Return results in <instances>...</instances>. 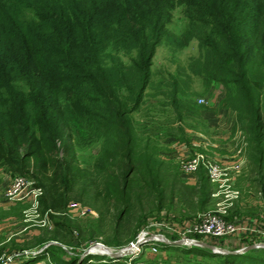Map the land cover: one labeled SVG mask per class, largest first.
<instances>
[{"label": "trees", "instance_id": "16d2710c", "mask_svg": "<svg viewBox=\"0 0 264 264\" xmlns=\"http://www.w3.org/2000/svg\"><path fill=\"white\" fill-rule=\"evenodd\" d=\"M3 6L10 8L4 2L1 13ZM24 6L33 12L29 21L0 24V172L34 180L43 210L64 213L70 201L98 202L99 219L102 208H113L119 224L142 209L147 192L152 213L161 211L162 186L174 189L181 171L170 166L178 171L166 175L158 142L139 133L131 114L155 102L170 107L176 121L191 120L194 78L224 87V104L245 123V181L264 199V0H25ZM177 8L179 36L169 27ZM192 40L198 53L186 66L154 70L158 46ZM86 144L100 147L91 164L81 151ZM206 183L201 175L202 204ZM234 206L235 216L244 215L245 206ZM137 216L139 227L147 216ZM54 225L56 238L69 232L60 220ZM193 252L205 260L195 264H264L252 251Z\"/></svg>", "mask_w": 264, "mask_h": 264}, {"label": "rangeland", "instance_id": "374dc122", "mask_svg": "<svg viewBox=\"0 0 264 264\" xmlns=\"http://www.w3.org/2000/svg\"><path fill=\"white\" fill-rule=\"evenodd\" d=\"M4 2H7L10 8L8 10L6 6H3L6 12H0V24H19L24 21H29L33 17L32 10L24 6L25 0H0V11L1 5ZM183 24L181 9L177 8L173 12V20L169 25L170 30L175 33V36H179L183 30ZM175 41L176 43H181L180 39H175ZM197 53V42L195 40L177 48L170 44H162L157 47L154 55V70L166 69L174 73L179 66H186L189 57L196 56ZM189 95V102L194 105L193 107L197 111L195 117L189 121H176L170 107L163 110L155 102H151L150 105L145 106L142 112L132 113L131 120L136 123L140 134L149 135L153 140L158 142L159 158L162 164H164L163 167L167 169L166 175H170L171 179L174 178V173L178 169L174 171L170 169V166L179 168L182 159H190L197 153H203L218 163L221 162L220 164L222 166L237 161V163L241 164L240 171L237 174L238 176L235 173H229L228 175V177L233 179L236 178L231 187H220L208 182L207 175L203 169L194 177L182 176L181 174L175 180L176 185L174 189L171 187V183H167V185L163 184L161 211L152 213L156 211L153 208L154 198L153 195L151 196L146 192L142 200V209H136L132 218L128 220L124 219L119 224H117L119 220L113 208L109 209V212H106L102 208L105 216L99 219L98 209H100V204L98 202L96 203V207H90L80 202L75 204V201H70L64 213L57 212L54 209L43 210L40 203L42 213L50 211L48 212V218L52 228L47 226L30 227L29 230L37 234L36 236L33 235L34 237L25 240L26 242L24 241L25 243H23L22 248H19L15 243H7L0 246V255H6L17 249L23 250L24 248L34 245L40 246L42 244V249L48 247L51 252V249L54 248L53 252L50 255H46L44 250H41L35 260L32 259V261L25 264H68L65 261L70 259L73 261L71 264L203 263L205 260L202 254L194 253L193 251L197 248L204 251L208 249L194 245L172 244L171 242H175L180 238L172 229L175 227H179L180 229L183 225L192 223L198 215L215 212L219 208L222 209L225 205L226 197L224 194L227 189H236L239 195L237 199L235 197L232 198L233 203L231 206H226L228 208L225 209L226 212L223 214L225 219L234 220L259 217L261 222L264 223L263 196L256 193L255 188L253 186L250 187L248 181H245L247 180L246 176L249 175L245 164L247 149L250 145L248 142V134L244 129L245 123L239 119V115L235 111L224 104L223 101L226 99L224 87L217 83L206 85L203 80L194 78L190 85ZM147 108L150 110V118H148V113L145 112ZM81 151H83L84 158L88 162L90 161L89 164H91L92 159L100 151V147L98 145L91 147L90 144H86ZM233 155H235V158L232 159L231 156ZM90 157L92 159H89ZM17 175L20 174L0 172V193L10 178ZM201 175L206 178L207 182L206 195L203 197L205 200L204 204L200 202V195H198V181ZM192 189H195V191L193 192ZM250 198H257V201L254 200V203L249 201L246 206L245 203ZM85 201L89 200L85 199ZM235 204L245 206L241 210L244 215L235 216ZM26 207L25 204L18 206L17 211H19L20 215H18L19 220L15 219V221L23 222L21 219L23 218V210ZM4 211L0 208V214L5 215L6 212ZM141 211L147 217L138 227L135 226V217ZM55 220L66 223L69 232L66 233L65 230H61V235L56 238ZM4 223L8 224L7 220ZM23 224L25 225L26 223L23 222ZM132 234L134 235L133 238H131ZM144 235L147 239L163 235L164 239L170 243L147 240L139 247L134 246L132 248L134 251L130 254L120 256H110L107 254L108 252L120 253L126 247L134 245L136 240H138V236L143 238ZM61 236H65V239H62ZM187 237L189 239H196L197 241L202 240L209 244L206 239L194 233L189 234ZM2 240L0 237V242ZM243 245V243L231 244L227 247V250H239ZM2 247L9 249L4 252ZM88 250H90V253H85ZM185 252H189V254L187 255ZM252 252L264 258V249H253ZM209 253L224 255L211 251ZM29 255L32 258L34 254L30 253ZM55 255H60L63 257V260L60 258L54 259Z\"/></svg>", "mask_w": 264, "mask_h": 264}, {"label": "built area", "instance_id": "2783aa9c", "mask_svg": "<svg viewBox=\"0 0 264 264\" xmlns=\"http://www.w3.org/2000/svg\"><path fill=\"white\" fill-rule=\"evenodd\" d=\"M237 162L227 163L226 166H222L221 162L218 163L203 153H197L193 158L182 159L179 170L182 176L194 177L203 169L207 175L208 182L220 187H231L236 178L233 179L228 177V175L229 173H235L236 175L239 173L241 164ZM42 194V188L37 186L34 181L23 175H17L10 178L3 188V191L0 193V203L6 206L17 203L25 204L27 207L23 210V222L28 227L47 226L52 228L48 218V212L50 211L42 213L40 210V198ZM224 195L226 201L222 209L219 208L215 212L198 215L192 223H187L180 229L179 227H175L172 231L179 235V239H189L187 236L191 233L203 237L209 242V245L215 248L213 249L214 253L227 250V247L231 244L236 245L238 243L244 244L240 249L251 245L259 247L258 249H264V223L261 222L259 217L234 220L225 219L223 215L226 212L225 209L232 205V198H238L239 192L236 189H227ZM143 238H146L145 235ZM143 238L138 236V240ZM161 240L156 239L153 241L165 242L163 238ZM201 242L203 241L201 240ZM37 251L40 252L41 250L38 249ZM25 256H27V251L15 250L6 255H0V264H20L24 261L23 257Z\"/></svg>", "mask_w": 264, "mask_h": 264}, {"label": "crops", "instance_id": "0c3cea01", "mask_svg": "<svg viewBox=\"0 0 264 264\" xmlns=\"http://www.w3.org/2000/svg\"><path fill=\"white\" fill-rule=\"evenodd\" d=\"M231 158L232 159L235 158V155L231 156ZM20 205H22V203L7 205V206L0 204V208L5 210L4 212H6L5 215L0 214V237L3 239L2 242H0V246H3L7 243H11V244L15 243L17 244L19 248H22L23 243L26 242L25 240H28L29 238H32L37 235L33 231L29 230L30 227H28L26 224L24 225L23 222L15 221V219L19 220L18 215L20 214H19V211H17V208ZM5 220H7L8 224L4 223ZM21 220L23 221V218ZM7 247H2L3 248L2 250L4 252L7 251L9 249ZM42 248H43L42 244L40 246L34 245L28 248H24L23 250L27 251V256L25 257L24 261H22V263L25 264V263L32 261V259L35 260V258H37V254L39 253V251L37 250L38 249L42 250ZM17 250H20V249H17ZM30 253L34 254L32 258L29 257Z\"/></svg>", "mask_w": 264, "mask_h": 264}, {"label": "water", "instance_id": "95a60500", "mask_svg": "<svg viewBox=\"0 0 264 264\" xmlns=\"http://www.w3.org/2000/svg\"><path fill=\"white\" fill-rule=\"evenodd\" d=\"M161 237L164 239V237L161 235ZM162 238H157L159 239L160 241H162L161 239ZM147 240H156L152 237L150 238H143V239H140V240H137L134 245H130L128 247H126L125 249H123L120 253H107L108 255L110 256H120V255H127V254H130L134 251V249H132L133 246H137L139 247L143 242H146ZM165 240V239H164ZM165 242H168L170 243L169 241H166ZM172 244H175V245H194V246H197V247H205L207 248L208 250H210L211 252H213V249H215L212 245H209L207 243H204V242H201V241H197V240H191V239H178L177 241L175 242H171ZM259 247L257 246H254V245H251L247 248H243V249H239V250H234V251H229V250H224V251H220L218 253H221V254H238V253H242V254H245L247 252H250L252 251L253 249H258ZM38 253V252H37ZM85 253H90V250L86 251Z\"/></svg>", "mask_w": 264, "mask_h": 264}, {"label": "bare ground", "instance_id": "6f19581e", "mask_svg": "<svg viewBox=\"0 0 264 264\" xmlns=\"http://www.w3.org/2000/svg\"><path fill=\"white\" fill-rule=\"evenodd\" d=\"M152 238L157 239V238H162V237H161V235H160L159 237H152ZM133 247H134V246H133ZM133 247H132V248H133ZM108 253H109V252H108ZM110 253H111V252H110Z\"/></svg>", "mask_w": 264, "mask_h": 264}]
</instances>
